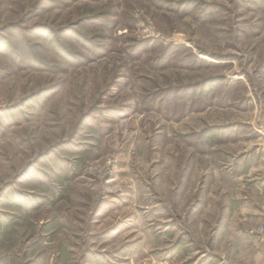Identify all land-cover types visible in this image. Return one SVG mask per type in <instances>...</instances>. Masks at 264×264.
<instances>
[{"label": "rangeland", "instance_id": "rangeland-1", "mask_svg": "<svg viewBox=\"0 0 264 264\" xmlns=\"http://www.w3.org/2000/svg\"><path fill=\"white\" fill-rule=\"evenodd\" d=\"M0 264H264V0H0Z\"/></svg>", "mask_w": 264, "mask_h": 264}]
</instances>
